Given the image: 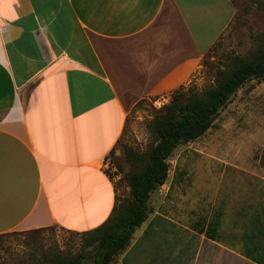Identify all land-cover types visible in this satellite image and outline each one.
Instances as JSON below:
<instances>
[{
	"label": "crops",
	"instance_id": "crops-1",
	"mask_svg": "<svg viewBox=\"0 0 264 264\" xmlns=\"http://www.w3.org/2000/svg\"><path fill=\"white\" fill-rule=\"evenodd\" d=\"M243 1V0H242ZM242 3V2H241ZM238 0H0V236L84 234L120 201L106 172L141 100L199 74ZM156 211L114 264H256L210 219Z\"/></svg>",
	"mask_w": 264,
	"mask_h": 264
},
{
	"label": "rangeland",
	"instance_id": "rangeland-1",
	"mask_svg": "<svg viewBox=\"0 0 264 264\" xmlns=\"http://www.w3.org/2000/svg\"><path fill=\"white\" fill-rule=\"evenodd\" d=\"M263 42L264 0H238L234 21L204 57L199 74L183 88L201 92L213 86L229 56L250 55ZM162 106L137 102L128 114L124 137L108 156L106 172L120 201L130 198L127 175L140 168L128 153L143 155L153 146L149 123ZM167 163L165 183L150 194L147 219L170 207L178 221L183 213L180 222L207 221L213 215L221 226L222 244L240 255L243 234L258 236L264 227V82L244 84L212 127L199 139L178 146ZM85 246L84 234L58 227L6 233L0 236V264H49L57 257L91 255L92 248Z\"/></svg>",
	"mask_w": 264,
	"mask_h": 264
},
{
	"label": "trees",
	"instance_id": "trees-1",
	"mask_svg": "<svg viewBox=\"0 0 264 264\" xmlns=\"http://www.w3.org/2000/svg\"><path fill=\"white\" fill-rule=\"evenodd\" d=\"M214 81L201 92L193 87L175 90L149 123L153 146L143 155L129 151L128 159L140 164L127 175L130 198L120 201L103 225L84 233L85 247L93 253L57 257L49 264H111L126 249L135 230L147 219L150 194L167 179V160L173 151L202 137L244 84L264 82V42L250 55L229 56L226 68ZM250 235L246 236L245 255L256 264H264V227L258 236Z\"/></svg>",
	"mask_w": 264,
	"mask_h": 264
},
{
	"label": "built area",
	"instance_id": "built-area-1",
	"mask_svg": "<svg viewBox=\"0 0 264 264\" xmlns=\"http://www.w3.org/2000/svg\"><path fill=\"white\" fill-rule=\"evenodd\" d=\"M155 104H157L158 106H159V105H162V104H159V103H155Z\"/></svg>",
	"mask_w": 264,
	"mask_h": 264
}]
</instances>
